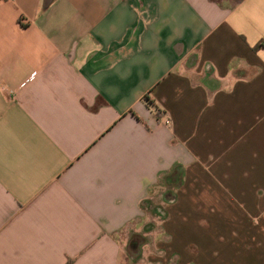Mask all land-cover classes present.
Masks as SVG:
<instances>
[{"label":"crops","instance_id":"1","mask_svg":"<svg viewBox=\"0 0 264 264\" xmlns=\"http://www.w3.org/2000/svg\"><path fill=\"white\" fill-rule=\"evenodd\" d=\"M263 42L264 0H0V264H123L177 173L154 260L264 264Z\"/></svg>","mask_w":264,"mask_h":264},{"label":"rangeland","instance_id":"2","mask_svg":"<svg viewBox=\"0 0 264 264\" xmlns=\"http://www.w3.org/2000/svg\"><path fill=\"white\" fill-rule=\"evenodd\" d=\"M178 178L177 173L170 179V184L167 183V185L162 180L153 193V199L144 203L145 221L143 231L136 233L134 230L129 229L128 260L123 264H158L154 260L158 255H161L156 245L159 239L157 233L161 231L163 221L166 219V205L173 198V186L177 184ZM139 237L143 240L142 245L138 249L131 247L130 243Z\"/></svg>","mask_w":264,"mask_h":264},{"label":"trees","instance_id":"3","mask_svg":"<svg viewBox=\"0 0 264 264\" xmlns=\"http://www.w3.org/2000/svg\"><path fill=\"white\" fill-rule=\"evenodd\" d=\"M261 47H264V42L261 43V44H259V45L255 48V50L258 49V48H261ZM142 243H143V240L139 237V238H135V239L130 243V246L133 247V248H137V249H138V248L142 245Z\"/></svg>","mask_w":264,"mask_h":264}]
</instances>
